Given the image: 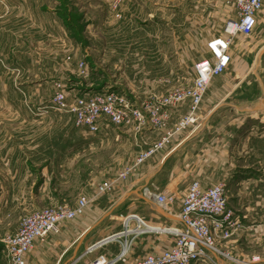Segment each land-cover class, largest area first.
Instances as JSON below:
<instances>
[{
	"label": "rangeland",
	"instance_id": "rangeland-1",
	"mask_svg": "<svg viewBox=\"0 0 264 264\" xmlns=\"http://www.w3.org/2000/svg\"><path fill=\"white\" fill-rule=\"evenodd\" d=\"M47 1L56 18L43 14L39 32L29 28L30 20L28 25L8 21L4 26L11 36L21 37L27 28L57 44L27 45L26 56H0V264H10L2 241L23 216L43 208L71 207L84 193L94 196L98 183L135 158L130 160L137 148L133 138L139 137L131 130L149 127H115L104 119L94 134L76 126L70 112L56 110L51 102L57 84L63 85L67 101L76 94L115 90L144 108L174 91L184 92L181 100L166 107L164 127H153L156 139L164 130H173L181 118L191 114L193 121L172 135L170 142L179 135L192 137L175 149L162 173L150 182L154 191L173 197L170 211L155 204L152 209L143 200L140 168L148 158L128 176V182L115 185L114 189L120 184L130 188L122 197L115 192L108 200L111 190L92 198L83 214L50 234H59L85 213L100 216L96 230L102 233L119 230L123 217L137 214L151 225L154 243L159 236L167 241L160 249L148 251L155 253L173 244L171 229L181 226L176 213L190 183L198 182L205 189L222 183L237 223L227 236L211 230L216 241L214 262L264 264V4L250 34L230 36L228 66L210 77L194 104L188 91L196 77L195 64L209 58L207 44L212 38L225 35L227 21L235 17L233 0ZM259 103L261 109H253ZM240 121L244 124L239 126ZM105 127L121 135L117 149L115 142L102 148L99 138ZM127 135L131 139L125 140ZM172 170L175 180L164 188ZM126 196L130 198L110 206L114 199ZM134 226L131 221L116 236L129 249L117 264L148 253L136 252L142 234L134 236ZM128 231L125 240L122 235ZM47 241L48 236L36 244Z\"/></svg>",
	"mask_w": 264,
	"mask_h": 264
},
{
	"label": "built area",
	"instance_id": "built-area-1",
	"mask_svg": "<svg viewBox=\"0 0 264 264\" xmlns=\"http://www.w3.org/2000/svg\"><path fill=\"white\" fill-rule=\"evenodd\" d=\"M263 4L264 0L232 1L235 17L227 21L225 35L212 38L207 44L209 58H204L195 64L196 77L192 88L188 91L194 104L199 102L210 77L219 75L228 66L230 57L227 49L230 36L236 33L241 36L250 34L256 25L257 15ZM82 65L81 63L80 67ZM84 71L82 69V72ZM57 85L59 88L51 99L55 109L70 112L74 116L76 126L84 127L94 134L99 133L104 119L115 126L140 128L144 125L163 128L162 119L166 115V107L184 97V92L174 91L172 94L163 96L159 101L149 103L144 108L129 101L127 96L119 91L101 90L76 94L67 101L63 85ZM192 121L190 114L181 118L173 130H164L158 139L146 149L140 150L135 158L117 170L113 177L98 183L94 196L84 193L78 196L71 207L43 208L23 216L16 230L6 234L2 241L4 253L10 264H25V256L36 242L44 241L50 233L59 232L61 223L83 214L92 198L113 190L118 182L126 180L138 165L163 150L170 143L172 135ZM142 194L156 206L167 211L171 210L173 197H168L165 193L156 192L149 187H144ZM176 215L181 226L171 229L175 234L173 244L155 253L148 252L129 264H216L212 256L216 251V241L212 231L227 236L234 231L237 223L232 210L227 205L224 184L218 183L205 189L198 182H191ZM122 221L125 228L131 221H135L134 236L149 233L151 230L150 226L137 214L127 215ZM162 232H168V230L163 229ZM128 233L130 231L122 235L124 239ZM112 239L118 240L117 237ZM124 242L120 254L108 259L100 257L91 264H117L129 250L127 242Z\"/></svg>",
	"mask_w": 264,
	"mask_h": 264
},
{
	"label": "crops",
	"instance_id": "crops-1",
	"mask_svg": "<svg viewBox=\"0 0 264 264\" xmlns=\"http://www.w3.org/2000/svg\"><path fill=\"white\" fill-rule=\"evenodd\" d=\"M47 2V0H0V56H26L27 52L25 49L28 48L27 45L32 46L33 48L35 46L41 45L46 48V45L57 44L53 38H47V36L44 38L38 34L30 33L28 32L27 28L23 29L24 32H22L23 35L21 34V37L20 34L11 36L10 34L12 32L7 33V29L4 27L6 22L8 21H15L16 24L22 21L21 24L28 25V21L30 20L32 23L29 25V28L36 29L33 32H39L37 27L41 28V25L45 22V20H43V14H51L52 17L55 15L54 8L47 5ZM49 23L51 24V22ZM11 37H13V40L11 39ZM16 48H19V50L17 51ZM12 49L14 50L12 51ZM29 49H31V47H29ZM33 53H35V50H33ZM262 101H264V99ZM257 106L258 107H254L253 109L260 110L262 105L259 103L257 104ZM181 111H184L183 108L181 109ZM243 124L244 122L240 121L238 125L240 126ZM105 129L106 127L104 128V133L101 134L102 138H99L100 141L102 140V148L106 147L111 142H115L114 149H117L116 147L120 145L119 142L121 141V135H118L117 133L113 135L112 133L107 132ZM131 133L139 138L136 140L133 138L135 146L137 148L134 151L135 154L131 155L130 160H132L133 157L136 156V154L139 152L138 150L146 149L155 141L158 136V132L155 129L149 127L141 128L139 132L131 130ZM179 137L180 135L175 137L164 150L151 156L149 158V161H147V164L141 165L140 170H142L141 176L143 175L142 181L145 182L144 187H149L153 190V187L150 186V182L156 176L162 173L166 163H168L170 159L175 155L178 146L183 144V142L189 141L191 139L190 137L192 136H184L181 137V139ZM128 138L131 139L127 135V137H125V140H129ZM118 169L120 168L118 167L114 170V172ZM175 173L176 171H171L170 177L169 179H167L168 185L166 184L164 188L169 187L171 183L174 182L175 179H173V174ZM126 182L128 181L126 180ZM129 190V187L120 184L116 186V188L113 189L110 194L107 195V199L109 200V198L115 192H120L121 195L119 197H122ZM127 198L130 197L126 196L123 200L114 199L110 206H117ZM143 200L146 204H149L152 209H155L151 205L154 204L153 202L148 201L145 197ZM86 214L87 213H85L84 218L79 217L71 224H69L66 228L61 229V232L59 234H49L48 241L45 244H36L34 249L27 255V264H60L66 257V255H69L68 262L66 264H91L93 261L100 257L108 259L115 255H118L121 252L123 239L113 240L112 238L124 233L125 228L123 227L122 220H120L122 224L120 225L119 230H115L109 233L108 231H106V233H102L100 230H96V225L98 224L97 221L100 219V216L92 217L87 216ZM154 215L156 214H151V216L153 217ZM108 216L116 217L112 214H108ZM160 216L165 217L166 219H170L167 218V216H164V213L160 214ZM159 238L160 240L158 239L156 243H154V240L152 236H150V233L142 234L141 238H138L139 244H136V249L138 250L135 251H139V253L142 252L144 254L145 252L156 250L159 247L161 248L162 246L167 244V241L165 244V241H162L160 236ZM115 248H117V250H115ZM131 259H127V261H124V264H128Z\"/></svg>",
	"mask_w": 264,
	"mask_h": 264
},
{
	"label": "bare ground",
	"instance_id": "bare-ground-1",
	"mask_svg": "<svg viewBox=\"0 0 264 264\" xmlns=\"http://www.w3.org/2000/svg\"><path fill=\"white\" fill-rule=\"evenodd\" d=\"M151 226V225H150ZM152 227H154V226H152ZM154 228H157V229H162L161 227H154ZM152 229V228H151Z\"/></svg>",
	"mask_w": 264,
	"mask_h": 264
}]
</instances>
